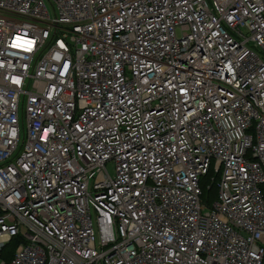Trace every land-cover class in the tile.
Listing matches in <instances>:
<instances>
[{
	"label": "built area",
	"instance_id": "1",
	"mask_svg": "<svg viewBox=\"0 0 264 264\" xmlns=\"http://www.w3.org/2000/svg\"><path fill=\"white\" fill-rule=\"evenodd\" d=\"M48 1L0 0V264H264V0Z\"/></svg>",
	"mask_w": 264,
	"mask_h": 264
},
{
	"label": "trees",
	"instance_id": "2",
	"mask_svg": "<svg viewBox=\"0 0 264 264\" xmlns=\"http://www.w3.org/2000/svg\"><path fill=\"white\" fill-rule=\"evenodd\" d=\"M212 174L214 176H212ZM211 177H214L215 178V181H216V178H218V174H214L212 170L209 171V173L207 174V176H205L203 179H206L207 181L210 180ZM203 179L200 180V189H201V196H200V201L206 205V203H212L214 201H216V198H217V194H216V184L213 183L212 185H210L208 188L207 186L205 185L206 182H203ZM218 180V179H217ZM203 183V184H202ZM260 188V191L263 195V198H264V183L259 187ZM206 191L208 192V196L209 198H204L205 196V193ZM212 194V195H211ZM16 246L20 243L17 239L16 240H13L12 241ZM10 242V243H12ZM15 246V247H16ZM7 247V245H6ZM6 247L2 250V255H3V258L5 260H9L11 257H12V252L14 251H9L6 249ZM263 261H264V256H263Z\"/></svg>",
	"mask_w": 264,
	"mask_h": 264
},
{
	"label": "rangeland",
	"instance_id": "3",
	"mask_svg": "<svg viewBox=\"0 0 264 264\" xmlns=\"http://www.w3.org/2000/svg\"><path fill=\"white\" fill-rule=\"evenodd\" d=\"M44 3L47 7V9L49 10L50 13H52V10H51V5H50V2L48 0H44ZM19 125H20V142L22 140V136H23V131H24V127H25V121H24V107L20 104L19 106ZM107 169L108 171L110 172V174H113V166L111 164L107 165ZM212 176H214L212 174ZM218 179V178H217ZM203 182H206L205 185L208 186L211 184V181H207L206 179H203ZM203 184V183H202ZM216 194H217V191H216ZM212 195V194H211ZM204 198H209L208 196V192L206 191L205 193V196ZM218 198V197H217ZM217 198H216V201H217ZM215 202V201H214ZM213 203V202H212ZM212 203H206V205H210ZM205 205V204H204ZM16 245L12 242V243H8L7 244V247L6 249L9 250V251H13L16 247Z\"/></svg>",
	"mask_w": 264,
	"mask_h": 264
},
{
	"label": "bare ground",
	"instance_id": "4",
	"mask_svg": "<svg viewBox=\"0 0 264 264\" xmlns=\"http://www.w3.org/2000/svg\"><path fill=\"white\" fill-rule=\"evenodd\" d=\"M217 1H218V0H217ZM185 61H186L185 59H182V60H181L182 63H184ZM188 68L190 69V68H192V66H188L187 69H188ZM198 80L200 81L201 79H198ZM188 87H189V89L195 88V89L198 90V87H195L194 85L192 86V84H190V83H189ZM200 90L203 91V92L207 95V92H206V90H205V88H204V84H203V83L200 84ZM233 157H234V159H236L235 156H233ZM216 180H217V178H216ZM208 181H209V180H208ZM207 206H208V205H207Z\"/></svg>",
	"mask_w": 264,
	"mask_h": 264
}]
</instances>
